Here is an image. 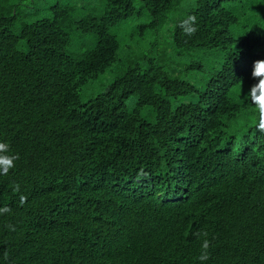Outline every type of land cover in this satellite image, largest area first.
Instances as JSON below:
<instances>
[{"label": "trees", "instance_id": "1", "mask_svg": "<svg viewBox=\"0 0 264 264\" xmlns=\"http://www.w3.org/2000/svg\"><path fill=\"white\" fill-rule=\"evenodd\" d=\"M137 1L0 0V264H264V0Z\"/></svg>", "mask_w": 264, "mask_h": 264}, {"label": "clouds", "instance_id": "2", "mask_svg": "<svg viewBox=\"0 0 264 264\" xmlns=\"http://www.w3.org/2000/svg\"><path fill=\"white\" fill-rule=\"evenodd\" d=\"M197 17L193 14L188 17L187 20L183 21L181 27L183 31L191 36L194 35L198 30V25L196 23ZM259 62H257L256 67H258ZM255 67V68H256ZM260 75L259 73H256ZM264 77V76H262ZM251 100L256 105V111L258 114V126L261 129H264V78L259 80V83L254 85L250 92ZM8 145L0 142V150L7 149ZM15 157L12 156H0V163H3L4 168L3 171L6 174L10 169L15 167ZM3 211H7V209H3ZM208 233H203V244H202V252L199 255L200 261H207L209 259V245L210 240L207 239Z\"/></svg>", "mask_w": 264, "mask_h": 264}, {"label": "rangeland", "instance_id": "3", "mask_svg": "<svg viewBox=\"0 0 264 264\" xmlns=\"http://www.w3.org/2000/svg\"><path fill=\"white\" fill-rule=\"evenodd\" d=\"M136 1V4L137 5H139L138 4V1L137 0H135ZM149 19L146 17V15H141V16H139V17H135V18H132L131 20H130V25H137V24H140V23H144V22H146V21H148ZM168 28V27H167ZM119 29L120 30H124L123 28H120L119 27ZM114 30H116V29H114ZM111 79V78H110ZM110 79H108L106 76H104L103 78H101L100 79V83H104V82H106V81H108V80H110Z\"/></svg>", "mask_w": 264, "mask_h": 264}, {"label": "snow or ice", "instance_id": "4", "mask_svg": "<svg viewBox=\"0 0 264 264\" xmlns=\"http://www.w3.org/2000/svg\"><path fill=\"white\" fill-rule=\"evenodd\" d=\"M256 73H259L260 75H257ZM254 75H256L258 77L264 76V60L259 61L258 67L255 68Z\"/></svg>", "mask_w": 264, "mask_h": 264}]
</instances>
